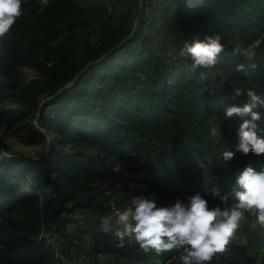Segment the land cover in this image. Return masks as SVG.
<instances>
[{
  "label": "rangeland",
  "instance_id": "1",
  "mask_svg": "<svg viewBox=\"0 0 264 264\" xmlns=\"http://www.w3.org/2000/svg\"><path fill=\"white\" fill-rule=\"evenodd\" d=\"M90 1L85 9L54 18L53 11L44 12L48 0H0V34H13L4 5L27 20L29 31L43 26V20L64 25L75 21L72 28L52 36L51 44L72 39L73 58L84 63L92 77L72 100L91 99L96 108L159 89L164 77L174 83L185 79L187 62L167 30L166 13L155 12L169 0ZM169 7L167 12L172 11L173 6ZM249 16L257 14L253 11ZM248 19L236 16L235 30H228L235 44L233 58L208 59L205 74L220 95L228 128L235 129V145L264 156V29L254 20L246 26L249 29H240ZM129 51L133 56L125 61ZM3 65L0 59V70ZM15 68L40 104L50 97L56 83L48 86V78L31 65L16 64ZM12 99L11 94L0 97V113L18 108ZM241 116L260 127L259 136H251L246 146L248 137L232 120ZM28 120L12 125L3 120L0 141L10 151L37 157L46 146L25 143L20 136ZM83 145L78 140L59 146L75 152ZM88 153L100 154L99 164L87 167L90 174L82 177L81 191L92 190L104 206L86 204L63 210L51 222L53 229L42 232L49 244L46 253L29 264H264V183L256 193L236 201L231 195L233 184L227 185V165L195 167L185 176L170 173L169 154L158 142L140 150L124 144L118 152L102 148L88 149ZM30 215L27 206L0 210V224ZM5 244L0 238V251Z\"/></svg>",
  "mask_w": 264,
  "mask_h": 264
},
{
  "label": "trees",
  "instance_id": "2",
  "mask_svg": "<svg viewBox=\"0 0 264 264\" xmlns=\"http://www.w3.org/2000/svg\"><path fill=\"white\" fill-rule=\"evenodd\" d=\"M90 4V0H48L44 12L53 11L54 18L64 17L66 12L72 14ZM167 4L168 8L173 6L171 12H167ZM167 4L155 12L166 13L167 30L176 50L187 62L185 79L179 84L164 77L159 89L127 95L115 105L99 108L91 99L72 100L92 80L83 68L84 63L73 58L72 39L51 44L52 36L72 28L75 21L64 25L43 20V26L29 31L27 20L4 5L13 34H0V59L4 63L0 70V97L13 95L18 108L0 113V126L3 120L12 125L29 118L20 135L22 141L43 143L46 150L34 157L10 151L0 141V210L27 206L31 214L0 224V238L6 243L0 251V263L29 264L43 256L49 244L42 232L53 229L51 222L63 210L86 204L104 206L92 190L81 191L82 177L90 174L87 167L99 164L100 154L90 155L88 149L118 152L127 144L140 150L145 144L158 142L169 154L170 173L185 176L195 167L227 165L230 168L226 172L227 185L233 184L231 195L241 202L262 188L264 156L244 152L235 145V129L228 128L220 95L205 69L208 59L233 58L235 44L228 30H235L236 16L249 17L240 29L248 28L253 20L264 29V17L256 18L264 15L261 9L264 0H169ZM104 7L103 4L101 10ZM252 10L257 16H249ZM113 46L114 42L107 48ZM257 50L253 53L258 54ZM126 55L125 61L133 56L130 51ZM16 64H28L39 70L48 78V86L56 83L48 99L40 104L35 94L27 90L20 81ZM232 120L238 123L241 135L248 137L245 146L252 140L251 136H259L260 127L244 117ZM78 140L85 144L81 151H65L59 146ZM187 248L192 249L190 245Z\"/></svg>",
  "mask_w": 264,
  "mask_h": 264
}]
</instances>
